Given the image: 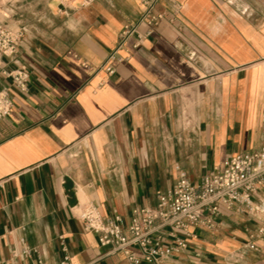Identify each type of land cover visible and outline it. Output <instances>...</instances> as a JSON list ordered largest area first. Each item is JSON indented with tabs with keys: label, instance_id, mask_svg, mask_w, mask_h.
<instances>
[{
	"label": "crops",
	"instance_id": "0c3cea01",
	"mask_svg": "<svg viewBox=\"0 0 264 264\" xmlns=\"http://www.w3.org/2000/svg\"><path fill=\"white\" fill-rule=\"evenodd\" d=\"M158 10L167 17L137 49L128 40L109 76L100 68L141 0H0V24L22 32L6 66L30 75L26 92L0 77L13 101L0 119V264L66 254L130 264L85 229L81 208L128 222L174 187L179 168L199 183L264 147V0H165ZM254 206L223 209L166 263L264 264V197Z\"/></svg>",
	"mask_w": 264,
	"mask_h": 264
},
{
	"label": "built area",
	"instance_id": "2783aa9c",
	"mask_svg": "<svg viewBox=\"0 0 264 264\" xmlns=\"http://www.w3.org/2000/svg\"><path fill=\"white\" fill-rule=\"evenodd\" d=\"M163 1L141 0L139 21L123 26L118 47L108 55L101 70L113 76L116 72L114 62L128 58L119 54V50L126 48L128 40L134 38L132 48L137 49L153 33L154 27L167 17L166 12L158 10ZM174 8L177 13L178 7L174 5ZM141 25L147 28L144 33L139 32ZM21 37V31H10L0 24V77L11 79L21 92H26L30 78L28 71H11L5 60L16 54ZM72 55L79 59L78 55ZM81 66L87 70L91 68L85 61ZM12 107L7 89H1L0 119L8 116ZM259 196L264 197V147L226 158L199 183H193L187 172L179 168L174 187L158 191L155 206L135 207L128 222L120 215L103 217L93 206L81 208L78 218L86 230L98 234L101 246L122 253L130 264H168L165 258L187 248L188 240L197 237V231L213 230L215 217L221 215L223 209L253 213L254 201ZM167 238L173 240L168 246L165 244ZM62 245L67 252L64 243ZM29 252L26 249L24 254ZM33 264L47 263L39 257ZM55 264H72L71 258L66 254Z\"/></svg>",
	"mask_w": 264,
	"mask_h": 264
}]
</instances>
